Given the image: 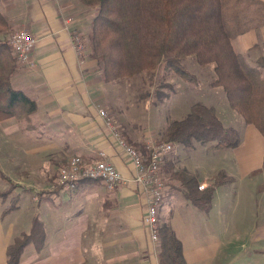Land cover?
Segmentation results:
<instances>
[{
    "label": "crops",
    "instance_id": "0c3cea01",
    "mask_svg": "<svg viewBox=\"0 0 264 264\" xmlns=\"http://www.w3.org/2000/svg\"><path fill=\"white\" fill-rule=\"evenodd\" d=\"M92 12L77 0H0V13L9 23V30L26 29L36 39L30 63L18 65L11 77L12 86L33 99L36 109L26 118L0 121V140L5 142L0 144V157H15L8 171L0 164V172L31 187L36 200L40 195L64 197L67 192L70 228L87 213L79 235L89 230V253L81 246L71 250L68 240L66 253L63 242L49 243L46 234L44 248L36 252L49 253L43 263L159 264V239L151 240L143 221L147 193L132 180V162L99 114L101 106L110 110L111 82L102 80L98 62L86 51L79 59L74 50L73 35L85 39ZM258 29L264 34L263 25L241 35L248 36ZM249 42L248 38L242 44L248 49L256 43ZM226 114L240 119L244 131L241 134L239 130L238 145L222 149L225 152L218 167L210 168L213 165L209 162L211 166L201 170L197 162L190 164L185 151L193 142L175 141L162 164L166 190L158 209V227L164 222L171 226L181 242L186 264H264V136L242 116L230 110ZM221 121L224 123L222 117ZM150 134L124 133L140 151H144L143 143L152 137ZM8 141L16 143V154L8 152ZM100 150L125 178L115 189L108 190L102 181L91 179L80 180L67 191L50 187L58 166L69 156L88 161ZM219 171L233 180L214 188L208 211L185 196L186 178L191 187L198 188L202 183L209 186ZM4 217L0 211V223ZM9 231L4 230L5 238ZM8 243L7 239L5 248ZM5 254L0 255V264H5ZM34 262L43 264L40 260Z\"/></svg>",
    "mask_w": 264,
    "mask_h": 264
},
{
    "label": "trees",
    "instance_id": "16d2710c",
    "mask_svg": "<svg viewBox=\"0 0 264 264\" xmlns=\"http://www.w3.org/2000/svg\"><path fill=\"white\" fill-rule=\"evenodd\" d=\"M78 1L93 10L87 39L90 55L99 62L104 82L154 69L160 64L191 80L181 61L192 56L201 65L213 64L215 78L211 85L220 86L229 106L264 136V59L260 56V66L252 65L232 44L236 36L264 25V0ZM8 27L0 13V34ZM259 45L255 43L249 49ZM16 67L12 49L0 35V120L23 119L36 109L35 101L11 84ZM160 140L183 144L213 140L214 148H225L238 145L240 133L225 125L213 106L195 102L183 117L169 124ZM2 177L9 182L8 188L0 190V201H8L1 211L4 216L19 207V194L13 191L22 185L4 174ZM232 180V176L219 171L209 186L198 189L191 187V181L186 178L184 194L208 211L214 188ZM158 239L159 264H186L181 242L168 223L159 225ZM45 241V224L35 214L29 230L15 235L6 246L5 264H18L29 244L40 252Z\"/></svg>",
    "mask_w": 264,
    "mask_h": 264
},
{
    "label": "rangeland",
    "instance_id": "374dc122",
    "mask_svg": "<svg viewBox=\"0 0 264 264\" xmlns=\"http://www.w3.org/2000/svg\"><path fill=\"white\" fill-rule=\"evenodd\" d=\"M83 6L88 7L86 5ZM90 22L87 26V34ZM14 31H16V29L9 30L8 27V29L0 35L5 37L8 41L10 34ZM87 34L85 39L80 35V51L77 50L75 42L73 43L75 53L79 59L83 57L85 51L88 56H91ZM263 35V32L259 29L252 31L248 36L238 35L232 39L233 47L236 52L247 58L250 64L260 66L258 58L261 56L264 59ZM248 38L250 41L249 43H259V47L249 49L250 46L247 49L242 42ZM181 63L191 74V80H186L179 73L174 71V69L167 67L164 68L163 64H160L154 69L143 70L128 77H121L111 83L105 82L110 83L108 89L111 99L108 101L110 104V110L106 107H101L117 125V130L121 133L120 135L128 144L133 145L124 133H127L128 135L131 132L140 134L144 131L147 134L151 133L150 136L152 137L150 138L161 141L160 138L169 124H171L172 121L183 117L189 111L190 106L195 102H201L210 106L214 105L216 108L213 107L215 108L217 115L219 114L223 118L224 123H226L225 125H232V127L236 128L238 131L240 130L241 134L244 131L242 126L243 123H241L240 119L237 121L233 117L226 116L227 110H230L236 116H239L240 114L229 106L223 89L220 86L211 85V81L215 78L213 64L209 63L201 65L197 63L192 56H187L181 61ZM18 65L25 64H19L17 62V66ZM221 117L219 118L221 119ZM0 134H2L1 131ZM162 142L172 143L173 141ZM192 142V145L187 147L188 150L185 151L190 164L197 162L199 169L201 170L204 167H210L211 165H209V162L213 165V167L210 168L218 167L221 164L220 159L222 158L223 152H225L222 151V149L226 148H214L212 144H214L215 141L213 142V140L205 143L195 140ZM4 143V141L0 140L1 145ZM15 144L14 141H8V149H10L8 152L16 154ZM72 156H69L62 164L66 163ZM14 161L15 157L10 155L0 157V164L7 167V171L12 167L11 165L14 164ZM57 171L53 176V179L56 176ZM0 174L2 177L3 173L0 172ZM1 177L0 190H3L9 187V182ZM32 186H34L33 182ZM207 186L208 185L205 184V187ZM32 191L33 189H31V187L24 185L13 191V194H19V207L7 213L3 218V222L0 223V255L2 254V256H4L5 254L6 248L4 247V243L7 239L10 242L13 239V235L19 234L20 231L29 230L31 217L34 214H37L44 219L49 243L55 244L57 241L63 242L66 247L65 252L67 253L68 240V247L71 248V250H75L78 246H81L83 251L85 250L86 253H89L88 248L90 247L91 239V237L88 236L89 230H85L81 236L79 235V232L81 231L79 227L87 222L85 215L87 213H83L70 228V224H67V192L64 197L57 195H40V198L36 200L33 198ZM39 191L44 192L47 190L39 189ZM35 195L36 194H34V196ZM7 203V200L5 202L0 201V211H2ZM9 229V236L8 238L7 236L5 238L4 230ZM59 230L61 232H58ZM92 237L95 238L96 235L92 234ZM95 244H97V242H94V245ZM33 254L37 255L38 253L34 251L32 244L27 245L21 255L22 262L19 264H39L34 262L37 260H40V262L43 263V259L49 253L47 254L45 251L43 254H39L36 257L34 256L35 259L30 258ZM46 263L49 262L43 264Z\"/></svg>",
    "mask_w": 264,
    "mask_h": 264
},
{
    "label": "built area",
    "instance_id": "2783aa9c",
    "mask_svg": "<svg viewBox=\"0 0 264 264\" xmlns=\"http://www.w3.org/2000/svg\"><path fill=\"white\" fill-rule=\"evenodd\" d=\"M80 39V35H73V41L78 51L81 48ZM35 42L36 39L26 29H16L8 38V43L19 64L30 63V53ZM99 114L103 117L116 144L132 162L134 168L132 180L141 185L147 193V205L143 221L149 230L151 240L156 242L158 240V209L166 190L162 164L165 155L173 151V145L171 142L149 138L143 143L144 151H140L137 147L126 142L117 130V125L102 107L99 108ZM83 179L102 181L108 190L115 189L125 180L120 171L106 160L105 152L100 150L92 160L87 161L79 156H72L66 163L60 165L51 182V188H60L66 191L73 189L75 184ZM198 188H205V184H199Z\"/></svg>",
    "mask_w": 264,
    "mask_h": 264
}]
</instances>
